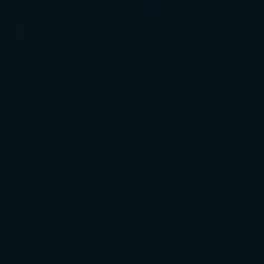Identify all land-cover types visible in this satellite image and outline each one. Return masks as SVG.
<instances>
[{
  "label": "water",
  "instance_id": "obj_1",
  "mask_svg": "<svg viewBox=\"0 0 264 264\" xmlns=\"http://www.w3.org/2000/svg\"><path fill=\"white\" fill-rule=\"evenodd\" d=\"M0 264H264V0H0Z\"/></svg>",
  "mask_w": 264,
  "mask_h": 264
}]
</instances>
